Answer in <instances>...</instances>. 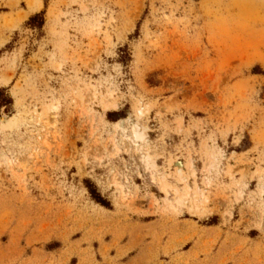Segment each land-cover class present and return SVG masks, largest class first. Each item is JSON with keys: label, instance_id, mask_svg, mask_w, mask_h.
Wrapping results in <instances>:
<instances>
[{"label": "rangeland", "instance_id": "rangeland-1", "mask_svg": "<svg viewBox=\"0 0 264 264\" xmlns=\"http://www.w3.org/2000/svg\"><path fill=\"white\" fill-rule=\"evenodd\" d=\"M4 88L0 264H264V0H0Z\"/></svg>", "mask_w": 264, "mask_h": 264}, {"label": "trees", "instance_id": "trees-1", "mask_svg": "<svg viewBox=\"0 0 264 264\" xmlns=\"http://www.w3.org/2000/svg\"><path fill=\"white\" fill-rule=\"evenodd\" d=\"M37 19V16H35L32 20ZM14 101L11 98V96L8 94V90L7 89H0V118L2 117V111L4 110V112L9 113L11 107L13 106ZM117 113H112L109 114V116H113L116 115ZM90 190V193L92 195V198L100 205H102L103 207H109V203L103 199L101 197L100 194L97 193V191L95 189H93L92 187H88Z\"/></svg>", "mask_w": 264, "mask_h": 264}, {"label": "bare ground", "instance_id": "bare-ground-1", "mask_svg": "<svg viewBox=\"0 0 264 264\" xmlns=\"http://www.w3.org/2000/svg\"><path fill=\"white\" fill-rule=\"evenodd\" d=\"M133 134H134V138L135 139H143L144 138V134H142L141 132H139L136 128L133 130ZM142 155V154H141ZM144 156V159H143V162H145L146 166L148 165V157H146L145 155H142ZM141 156V157H142ZM143 158V157H142ZM141 158V159H142Z\"/></svg>", "mask_w": 264, "mask_h": 264}]
</instances>
